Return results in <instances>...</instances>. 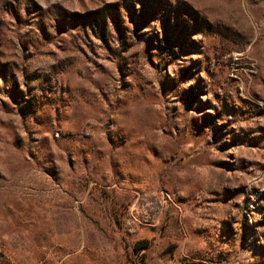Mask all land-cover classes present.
Here are the masks:
<instances>
[{
    "label": "rangeland",
    "instance_id": "374dc122",
    "mask_svg": "<svg viewBox=\"0 0 264 264\" xmlns=\"http://www.w3.org/2000/svg\"><path fill=\"white\" fill-rule=\"evenodd\" d=\"M0 264H264V0H0Z\"/></svg>",
    "mask_w": 264,
    "mask_h": 264
}]
</instances>
